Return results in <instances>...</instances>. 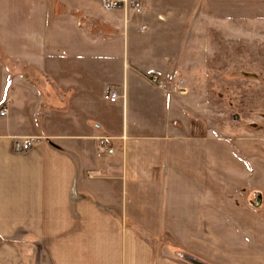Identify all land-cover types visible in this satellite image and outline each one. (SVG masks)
Returning a JSON list of instances; mask_svg holds the SVG:
<instances>
[{
    "label": "crops",
    "instance_id": "obj_1",
    "mask_svg": "<svg viewBox=\"0 0 264 264\" xmlns=\"http://www.w3.org/2000/svg\"><path fill=\"white\" fill-rule=\"evenodd\" d=\"M15 1L0 7V264H264L254 242L240 250L209 238L202 213L192 230L186 212L160 211L169 198L156 195L144 217L138 197L167 187L168 136L189 124L169 119L168 101L183 113L181 98L144 72L175 79L202 58L209 27L264 0H140V13ZM109 89L122 96L105 100ZM143 95L151 111L164 108L150 129L136 113L124 120ZM17 139L31 148L15 151ZM162 234L170 243L159 248Z\"/></svg>",
    "mask_w": 264,
    "mask_h": 264
},
{
    "label": "rangeland",
    "instance_id": "obj_2",
    "mask_svg": "<svg viewBox=\"0 0 264 264\" xmlns=\"http://www.w3.org/2000/svg\"><path fill=\"white\" fill-rule=\"evenodd\" d=\"M3 1L16 2L0 0V7L6 5ZM62 1L66 7L86 4V0ZM246 11L240 13L239 20L225 21L221 28L209 27V43L200 61L193 60L189 68L172 77L185 79L183 91L172 93L181 98L185 108L182 113L175 105V112L168 101L169 119L176 115L189 124L178 129L184 136H168L171 169L167 187L158 194L146 190L138 197L146 200L140 210L144 217L153 212L156 195L164 196L174 205L160 211L186 212L187 219L192 217L186 223L196 225L192 230L200 223L192 219L202 213L201 223L209 238L240 250L254 242L256 249L264 250V5ZM69 47L64 46L66 50ZM151 73L160 74L144 72L147 84L154 87L147 80ZM175 79L164 81L170 84ZM146 97L135 110L128 105L127 117L124 115L128 125L134 113L141 124L138 129H150L149 122L164 118L163 106L151 111ZM127 199L130 215L138 207L137 198L128 194ZM199 200L202 205L196 204ZM169 241L162 234L156 244L162 248Z\"/></svg>",
    "mask_w": 264,
    "mask_h": 264
},
{
    "label": "built area",
    "instance_id": "obj_3",
    "mask_svg": "<svg viewBox=\"0 0 264 264\" xmlns=\"http://www.w3.org/2000/svg\"><path fill=\"white\" fill-rule=\"evenodd\" d=\"M105 4L113 6V5H121L125 10H130L132 13H140L144 10L145 6L144 3L140 0H103ZM147 80L150 84L153 86L162 89L169 94L172 93H179L183 91V80H178L176 82H172L170 84H167L164 80H162L157 74L151 73L147 76ZM122 95H120L115 90H108L104 94V99L109 102H115L117 101ZM31 140H22L17 139L13 143V148L15 151H25L31 148L32 146Z\"/></svg>",
    "mask_w": 264,
    "mask_h": 264
},
{
    "label": "water",
    "instance_id": "obj_4",
    "mask_svg": "<svg viewBox=\"0 0 264 264\" xmlns=\"http://www.w3.org/2000/svg\"><path fill=\"white\" fill-rule=\"evenodd\" d=\"M257 201H259V197H258V199H257ZM198 264H203V263H200V262H198V261H196Z\"/></svg>",
    "mask_w": 264,
    "mask_h": 264
}]
</instances>
